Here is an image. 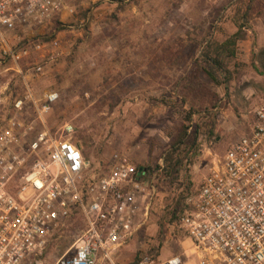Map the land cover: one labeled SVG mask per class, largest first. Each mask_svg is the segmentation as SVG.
<instances>
[{
	"label": "rangeland",
	"instance_id": "1",
	"mask_svg": "<svg viewBox=\"0 0 264 264\" xmlns=\"http://www.w3.org/2000/svg\"><path fill=\"white\" fill-rule=\"evenodd\" d=\"M65 3L43 32L58 40L56 48H26L29 55L19 62L21 72L10 61L0 63V122L12 115L13 102L26 86L38 105L45 92H56V101L44 114L45 125L53 131L64 121L72 123L92 169H106L114 153L149 168L146 217L119 254L112 255L113 262L128 264L137 253L153 248L161 258L169 257L186 243L167 224V210L179 200L180 207L184 204L207 165L249 130L256 106L264 102V0ZM236 23L245 24V38L237 42L228 63L229 79L221 75L216 83L200 70L198 88L189 89L188 76L202 45L210 37L231 35ZM6 38L10 44L16 40L11 32ZM38 62L43 74H28L27 68ZM36 113L30 104L24 118L33 119ZM183 125L192 130L198 126L197 138L192 147H181L187 158L178 178L163 181L159 174L164 155ZM42 128L36 123L23 145ZM83 227L81 216H71L51 238L47 260L67 250Z\"/></svg>",
	"mask_w": 264,
	"mask_h": 264
},
{
	"label": "built area",
	"instance_id": "2",
	"mask_svg": "<svg viewBox=\"0 0 264 264\" xmlns=\"http://www.w3.org/2000/svg\"><path fill=\"white\" fill-rule=\"evenodd\" d=\"M65 1L0 0V63L10 61L21 72L26 48H56L58 40L45 39L43 32ZM7 32L16 39L12 44ZM43 72L40 62L27 68L30 75ZM57 96L45 92L38 105L26 86L12 115L0 122V264H115L112 255L146 217L148 170L121 153L103 171L92 169L72 123L53 131L45 125L44 114ZM30 104L37 113L26 120ZM36 123L43 128L25 147ZM73 214L81 216L83 230L48 261L51 238ZM170 226L186 243L182 251L165 258L144 251L128 264H264V102L256 106L249 130L207 165Z\"/></svg>",
	"mask_w": 264,
	"mask_h": 264
},
{
	"label": "trees",
	"instance_id": "3",
	"mask_svg": "<svg viewBox=\"0 0 264 264\" xmlns=\"http://www.w3.org/2000/svg\"><path fill=\"white\" fill-rule=\"evenodd\" d=\"M244 25L245 24L236 23L237 30L223 40H217L211 37L206 40V42L202 45L200 56L195 62L196 68L195 70H193V73H190L188 76L189 89L195 90L196 88H198L197 85H199L200 83L197 80L196 74L200 70L203 71L212 81L216 83L220 82L221 75H224L225 80L229 79L230 70L228 69V63L235 56V47L237 42L245 38V31L243 30ZM48 38H50V36L46 35L45 39ZM190 128L191 127L189 125H183L180 132L172 142L170 148L165 153L163 166L161 167V171L159 174L160 177H162L163 181L174 182L178 178L184 165L183 162L187 158L185 154L182 155L181 147H192L198 134V126H196L193 130ZM75 141L77 145L80 146L84 156H86L83 143L76 138ZM145 168L149 170L147 166H145ZM193 190H191L189 194ZM179 204L180 200L177 201V203L172 208L167 210V213L165 215L167 218V224H174L178 218L179 213L184 209V204L181 207L179 206ZM74 215L77 214H73L72 216ZM159 226L162 227L163 223L160 222ZM148 252L157 253L158 249L153 248ZM139 254L140 253H137L135 258H137Z\"/></svg>",
	"mask_w": 264,
	"mask_h": 264
}]
</instances>
